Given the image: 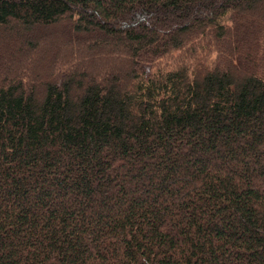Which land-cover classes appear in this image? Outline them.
Returning a JSON list of instances; mask_svg holds the SVG:
<instances>
[{"label": "trees", "instance_id": "trees-1", "mask_svg": "<svg viewBox=\"0 0 264 264\" xmlns=\"http://www.w3.org/2000/svg\"><path fill=\"white\" fill-rule=\"evenodd\" d=\"M61 23L0 74V264H264V0H0Z\"/></svg>", "mask_w": 264, "mask_h": 264}, {"label": "rangeland", "instance_id": "rangeland-1", "mask_svg": "<svg viewBox=\"0 0 264 264\" xmlns=\"http://www.w3.org/2000/svg\"><path fill=\"white\" fill-rule=\"evenodd\" d=\"M65 28V23H61L60 25L53 26L51 28H45L43 30L40 28H35L33 30V33H31L32 36H36L38 38L42 37L41 41H35V43L36 46L46 47L43 54L35 51V46L32 50L24 48V41L27 39L22 36V33L18 28L12 26V29L10 30H1L0 74L3 76H6V74L12 75L15 74L16 71L21 74L25 72L23 70L26 69L28 76L29 72L33 74L36 70H38V72L44 76L47 75L48 72H54L57 71V69L63 67V65H65L63 62H61V65L60 63L52 61L51 57L52 52L59 43V39L57 38L63 35L62 33L65 32ZM43 34L45 35L43 36ZM15 49H18V52ZM65 61L69 63V61H73V59H69L68 57L65 59ZM174 61L176 60H166L164 63L172 64Z\"/></svg>", "mask_w": 264, "mask_h": 264}]
</instances>
